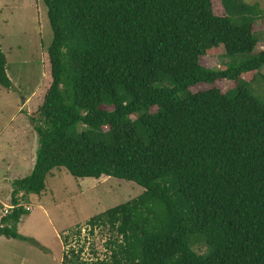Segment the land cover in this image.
I'll return each instance as SVG.
<instances>
[{
	"label": "trees",
	"instance_id": "1",
	"mask_svg": "<svg viewBox=\"0 0 264 264\" xmlns=\"http://www.w3.org/2000/svg\"><path fill=\"white\" fill-rule=\"evenodd\" d=\"M42 2L51 84L30 118L32 171L11 184L0 236L35 243L17 232L29 214L19 197L40 195L50 172L64 168L144 191L87 221L88 232L111 233L107 257L70 249L61 264H264V102L244 86H214L264 68L252 30L264 12L242 5L234 21L214 15L211 0ZM206 46L244 60L206 68ZM202 84L211 88L190 90ZM0 86L13 88L1 44Z\"/></svg>",
	"mask_w": 264,
	"mask_h": 264
},
{
	"label": "rangeland",
	"instance_id": "2",
	"mask_svg": "<svg viewBox=\"0 0 264 264\" xmlns=\"http://www.w3.org/2000/svg\"><path fill=\"white\" fill-rule=\"evenodd\" d=\"M242 5L251 11L264 12V0H211L214 15H229L234 21L242 15ZM252 30L257 42L255 52H258L264 47V15L257 18ZM51 39L47 10L42 0H0V44L6 57L7 75L13 84L12 89L0 86V209L4 204L11 206L9 180L28 175L19 172L21 167L16 147L22 155L30 158L27 160L32 163L35 160L37 135L30 118L37 117L51 84L47 54ZM243 60V56L230 58L222 46H206L200 64L206 68L223 69ZM214 86L222 92H232L244 86L258 101L264 102V68L243 74L236 82L216 81ZM209 88L211 86L202 84L190 90L196 92ZM155 111V108L151 109V112ZM82 130L84 127H80L79 131ZM143 191L130 181L105 176L80 179L71 176L64 168L52 170L40 195L19 197L20 204L29 214L22 217L17 232L35 243L1 237L0 264H61L64 251L79 248H83L81 258L84 260L107 257L104 244L111 233L103 227H95L90 233L85 227L87 221L138 197ZM79 227L80 235L74 236ZM64 237L68 238L66 243ZM193 249L198 254L206 251L203 245H196Z\"/></svg>",
	"mask_w": 264,
	"mask_h": 264
},
{
	"label": "crops",
	"instance_id": "3",
	"mask_svg": "<svg viewBox=\"0 0 264 264\" xmlns=\"http://www.w3.org/2000/svg\"><path fill=\"white\" fill-rule=\"evenodd\" d=\"M31 126V125H30ZM12 145H13V143H12ZM15 150V149H14ZM17 150H18V148L16 147V157H17V159H19V163H20V171L19 172H23V174H26V173H28V175L31 173V171H32V168H33V165H34V162L32 163L31 161H29V160H27L29 157L28 156H26V155H22L21 153H20V151L18 150V152H17ZM30 159V158H29ZM18 172V173H19ZM14 173V172H13ZM23 177H25V176H23ZM14 180H17V179H14V178H11L10 180H9V182H10V185L12 184V182L14 181ZM11 187V186H10ZM12 188V187H11ZM4 205H6V204H4ZM0 213H1V211H0ZM1 216H2V214H0V218H1ZM22 219V218H21ZM21 219H20V221H21ZM20 223V222H19ZM18 226V225H17ZM1 237H3V236H0V238Z\"/></svg>",
	"mask_w": 264,
	"mask_h": 264
},
{
	"label": "built area",
	"instance_id": "4",
	"mask_svg": "<svg viewBox=\"0 0 264 264\" xmlns=\"http://www.w3.org/2000/svg\"><path fill=\"white\" fill-rule=\"evenodd\" d=\"M2 206L3 208L0 209V211L3 215L7 214L8 210L12 208L11 206H6V205H2Z\"/></svg>",
	"mask_w": 264,
	"mask_h": 264
}]
</instances>
